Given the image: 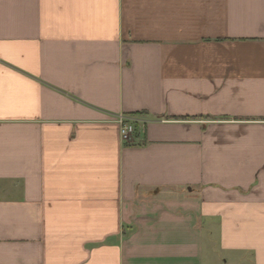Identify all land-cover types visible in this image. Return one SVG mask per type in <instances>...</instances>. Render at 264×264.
Segmentation results:
<instances>
[{"label": "crops", "instance_id": "1", "mask_svg": "<svg viewBox=\"0 0 264 264\" xmlns=\"http://www.w3.org/2000/svg\"><path fill=\"white\" fill-rule=\"evenodd\" d=\"M0 264H264V0H0Z\"/></svg>", "mask_w": 264, "mask_h": 264}, {"label": "built area", "instance_id": "2", "mask_svg": "<svg viewBox=\"0 0 264 264\" xmlns=\"http://www.w3.org/2000/svg\"><path fill=\"white\" fill-rule=\"evenodd\" d=\"M116 121L120 125V132L124 141H128L132 135H134L135 126L138 122H140V120L136 118L124 115H119Z\"/></svg>", "mask_w": 264, "mask_h": 264}, {"label": "trees", "instance_id": "3", "mask_svg": "<svg viewBox=\"0 0 264 264\" xmlns=\"http://www.w3.org/2000/svg\"><path fill=\"white\" fill-rule=\"evenodd\" d=\"M130 115L133 116V117H139V116H142V115H147V113L146 112H140V113H132ZM134 136L135 137L139 136V126H138V124H136V126H135Z\"/></svg>", "mask_w": 264, "mask_h": 264}]
</instances>
